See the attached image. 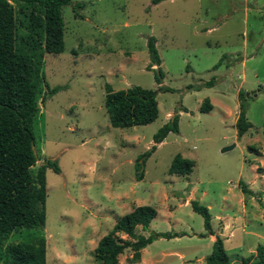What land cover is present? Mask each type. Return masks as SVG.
Instances as JSON below:
<instances>
[{
    "label": "rangeland",
    "instance_id": "rangeland-1",
    "mask_svg": "<svg viewBox=\"0 0 264 264\" xmlns=\"http://www.w3.org/2000/svg\"><path fill=\"white\" fill-rule=\"evenodd\" d=\"M71 1L83 3L77 11L81 16L74 17L70 5L61 7L59 53L41 51L28 34L32 6L12 3L18 50L33 45L41 51L38 111L32 121L38 159L32 167L53 160L58 172L44 170L43 227L12 231L0 245V264L8 244L37 236L45 239V264H100L92 256L97 240L132 204L157 212L145 229L135 227L136 234L204 233L162 238L147 247L154 255L150 263L183 264L158 252H210V246H203L202 217L184 203L190 187L191 200L210 204L211 227L217 226L215 215L225 216L223 237L231 264L252 256L255 246L264 244V0ZM149 36L160 59L159 84L153 77L156 66H148ZM209 80L213 83L206 84ZM106 83L112 90L132 85L156 90V118L144 125L111 127L103 106ZM54 86L61 88L48 96L46 89ZM238 90L251 125L240 137L233 126ZM205 98L211 105L207 112L199 110ZM176 112L177 132H168L155 145L140 165L142 179L134 181L140 171L136 157ZM175 154L193 162L187 177L168 173ZM239 196L245 203L242 213ZM166 204L174 206L170 213L179 224L164 219ZM131 253L124 249L116 264H139V259H129Z\"/></svg>",
    "mask_w": 264,
    "mask_h": 264
},
{
    "label": "trees",
    "instance_id": "trees-1",
    "mask_svg": "<svg viewBox=\"0 0 264 264\" xmlns=\"http://www.w3.org/2000/svg\"><path fill=\"white\" fill-rule=\"evenodd\" d=\"M161 0H150L156 4ZM12 3H24L32 6L28 16V34L34 35L39 49L47 53H59L63 48L61 7L70 5L74 17L83 6L81 2L71 0H0V245L7 236L19 228H41L44 224L45 177L44 170L50 167L58 172L53 160L33 168L38 159L33 150L34 136L32 121L38 111L36 102L37 77L40 71L41 51H35L33 45L21 47L16 44V20ZM27 45V44H26ZM150 64L155 65L154 81L159 84L162 71L159 68L154 38L146 40ZM34 48V49H32ZM218 62L212 66L216 68ZM209 80L206 84H212ZM46 86V85H45ZM190 87V85H188ZM61 86L46 89L49 96ZM162 89V87H158ZM165 89V88H164ZM163 89V90H164ZM156 90L137 85L125 89L112 90L104 85L103 106L109 125L114 128L144 125L157 116ZM237 115L233 126L237 137L243 135L251 126L246 120L243 91L238 90ZM211 109L208 99H203L199 110ZM178 113L163 123L152 135V145L135 159L137 168L163 140L168 132L176 133ZM193 162L180 154H175L168 166V173L187 177ZM142 176V170L136 180ZM242 193L247 189L242 186ZM192 211L202 217L203 227L210 232V214L206 206L194 200L188 202ZM156 211L149 205L134 206L129 212L117 216L112 227L96 242L92 251L93 259L100 264H116L117 256L126 248L131 249V261L139 259V250L156 238H171L177 233L152 232L144 237L135 233V227L145 229ZM264 220V211L262 212ZM126 238H121L118 233ZM2 264H45V239L37 236L30 242L18 241L8 244L4 250ZM205 264H228L222 239L215 235L210 252L204 258ZM240 264H264V244H257L252 256L240 259Z\"/></svg>",
    "mask_w": 264,
    "mask_h": 264
},
{
    "label": "crops",
    "instance_id": "crops-1",
    "mask_svg": "<svg viewBox=\"0 0 264 264\" xmlns=\"http://www.w3.org/2000/svg\"><path fill=\"white\" fill-rule=\"evenodd\" d=\"M142 177H143V175L141 176V178L139 180H141ZM134 181H138V180L135 179ZM131 187H132V185H131ZM193 190H194L193 187H190L189 188V190H188L189 191L188 192L189 194H187V196L185 198V202H184L185 204H188L189 200H191L190 197L192 195ZM243 199L244 198L242 196H239L238 197V205L240 207V210H241L240 212L241 213H242V211L244 209V206H245V203H244ZM134 206H138V205L137 204H132V206L130 208H128L129 210L127 212H129ZM173 207L174 206L168 204L166 206V209H167L166 215L164 216V219L166 220V222L167 223H170L172 226H174L175 224H179V222L170 213L171 212L170 209L173 208ZM206 207H207V209H210V204H206ZM127 212H125V213H127ZM156 214H157V212H156ZM155 216H154V218H155ZM214 217L217 220V226L216 227H211V223H210V232H205V235H206V238L207 239H206V242L204 243L203 246L206 249H208L209 246L211 248V244H212V242H213V240L215 238V235H218L222 239L223 248H224V251H225V242H226V239H224V237H223V230L224 229H227L228 223L225 222V216H223V215H215ZM233 217H235V216H233ZM154 218L151 219V221L149 222L148 226L150 225V223L153 221ZM210 221H211V218H210ZM154 232H164V231L154 230ZM169 233H177V234H176V236H173L171 238H165L167 240L176 239V238H178V237H180L182 235H189L190 237L197 236L198 238L200 236H203L204 235L203 232H193V231L192 232H187V231H184V230H173L172 232H169ZM232 236H233V233L231 231H228L227 237L228 238H231ZM159 239H162V238H157V239L153 240L152 242H150L149 244H147L146 246H144L143 248L140 249V257H139V261H138L139 264H153L152 262L150 263V260L152 258H154V255H152V252L149 251V248H147V247L150 246L151 244H154V242H156ZM170 250H172V251H170ZM208 253L209 252H207V250H204V251H200V253L198 252L196 255L191 254L190 256H186L182 252H180L179 250H175V249H162V250H160L158 252V255H160L161 257H167V258L175 257L176 258V261L177 260H180L183 264H190V263H193V262L194 263L196 262L197 264H205L204 258H205V256ZM225 253H226V251H225ZM128 256H130V255H128ZM227 257H228V264H231V262H230V255L227 254Z\"/></svg>",
    "mask_w": 264,
    "mask_h": 264
},
{
    "label": "water",
    "instance_id": "water-1",
    "mask_svg": "<svg viewBox=\"0 0 264 264\" xmlns=\"http://www.w3.org/2000/svg\"><path fill=\"white\" fill-rule=\"evenodd\" d=\"M247 95V94H246Z\"/></svg>",
    "mask_w": 264,
    "mask_h": 264
}]
</instances>
